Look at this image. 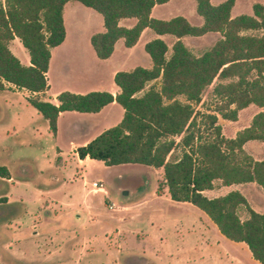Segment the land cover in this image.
Wrapping results in <instances>:
<instances>
[{
  "label": "trees",
  "instance_id": "16d2710c",
  "mask_svg": "<svg viewBox=\"0 0 264 264\" xmlns=\"http://www.w3.org/2000/svg\"><path fill=\"white\" fill-rule=\"evenodd\" d=\"M66 1L0 0V90L8 83L34 93L26 96L27 102L46 119L52 133L59 111H96L115 100L123 108L119 121L77 145V155L99 159L105 165L133 162L161 166L163 180L158 181L157 192L166 187L171 199L196 205L221 234L244 242L251 256L264 264V213L250 208L236 189L213 197L201 192L211 188L215 180L220 184L253 180L264 190V157L253 159L242 147L247 139H260L264 145V109L230 137L221 133L217 123V114L235 119L237 110L248 103L264 104L263 5L254 2L252 14L231 16L233 0L217 4L195 0L202 22L192 24L182 15L168 19L150 16L151 7L166 0H78L102 16L104 30L89 38L99 58L110 55L118 38L125 46L134 44L144 27L176 39L168 56L163 39L147 40L144 50L151 65L116 70L113 81L119 91L114 95L106 90L79 93L64 89L57 92L54 103L40 95L47 88L50 47L64 36L62 7ZM125 17L134 18V23L118 24ZM207 31H218L220 36L198 54L180 39ZM14 36L26 48L29 63H21L9 49ZM158 77L157 84L151 83L136 94L146 81ZM210 83L216 101L203 111L194 103L200 101L202 90ZM178 147L180 154H173ZM0 176L9 177L3 164ZM2 205L8 207L10 215L17 208L5 202ZM239 206L246 210L245 218L239 217Z\"/></svg>",
  "mask_w": 264,
  "mask_h": 264
},
{
  "label": "rangeland",
  "instance_id": "374dc122",
  "mask_svg": "<svg viewBox=\"0 0 264 264\" xmlns=\"http://www.w3.org/2000/svg\"><path fill=\"white\" fill-rule=\"evenodd\" d=\"M183 1L158 4L152 13L164 18L181 14L193 20L197 16L195 0ZM218 1L211 0L212 3ZM255 1L264 6V0H234L230 14L251 13ZM94 14L97 29L102 30V17L98 12ZM131 20L126 18L124 23ZM147 30L131 53L126 52L121 39L117 40L111 56L105 61L106 83L111 80L108 71L113 67L124 70L134 65H151L143 48L144 40L152 33L151 29ZM244 32L259 33L258 30ZM219 36L217 31L196 39L185 36L184 44L198 54ZM171 41L169 38L170 48ZM8 47L21 63L27 62L28 52L18 38ZM91 65L84 49L70 62L64 63L61 55H54L47 72L48 92L71 85L83 77ZM158 80L152 83L157 84ZM212 84L202 90L200 101L194 103L198 109L206 111L216 101L211 92ZM6 85V89L0 90V164L7 168L11 178L0 177V196L5 193V199L11 201L0 202V264H138L143 261L146 264H228L210 248L214 238L221 235L209 217L188 201L171 199L166 187L157 192L158 181L163 178L162 169L157 171L142 163L105 165L102 161H93L87 166L86 178L88 181L101 179L108 196L90 190L83 197L88 184L84 186L75 172L76 164L68 143L69 139L79 141L81 138L71 126L83 115L64 112L53 135L46 120L27 102L26 96L34 93ZM45 95L41 93L40 96L45 99ZM115 115L103 124L94 123V127L97 124L96 128L101 129L102 125L116 121L119 118ZM240 119L234 126L245 125L247 111L241 113ZM218 120L228 126L227 119L218 116ZM94 127L91 129H96ZM57 148L65 160L63 165L54 162ZM180 151L178 147L173 154H180ZM253 151L257 156L263 153V144L255 140ZM56 163L61 164L62 160L58 157ZM213 191L208 195L220 193ZM249 197L258 206L260 200L255 192ZM85 198L93 205L90 218L86 214ZM110 201L113 204L109 207ZM4 202L17 207L12 215L8 207L2 205ZM80 210L84 213L83 219L76 216ZM237 213L243 215L245 210L240 208ZM241 253L245 255L244 249Z\"/></svg>",
  "mask_w": 264,
  "mask_h": 264
},
{
  "label": "crops",
  "instance_id": "0c3cea01",
  "mask_svg": "<svg viewBox=\"0 0 264 264\" xmlns=\"http://www.w3.org/2000/svg\"><path fill=\"white\" fill-rule=\"evenodd\" d=\"M167 1H169V0H166L164 2H167ZM178 1L180 3L184 2L183 0H178ZM209 1H210V3H212L211 0H209ZM221 1H223V0H220L217 3L221 2ZM164 2H161V3H164ZM255 2H258V1H255ZM161 3H155L151 7L150 16L156 17V18H162V19L170 18V17L164 18L163 15H161V16L153 15L152 11L155 9L156 5L161 4ZM217 3H212V4H217ZM233 4H234V0H233L232 5ZM251 8H252V5H251ZM194 10H195V5H194ZM94 13H97V11L94 10L93 8L89 7V6L82 4L78 0H68L64 3V5L62 7V21H63V26H64V36H63V39L58 44L50 47V57L48 60L47 70L45 72L47 88L43 92L44 94H46L45 99L56 103V97L55 96H56L57 92H59L60 90H64V89L72 91V92H79V93H85V92L90 91V90H106V91L111 92L112 95H114L116 92L119 91V87L113 81V74L116 70H123V69L116 66V67H113L110 71H108V77L111 78V80L108 83H106L107 78L105 77L106 75L104 76V67L106 65L105 61H107V59H109V57L111 56L113 49L117 43V40L121 39V38H118L114 42L113 49H112V52L110 53V55H108L105 58L97 57L94 49L92 48V46L90 44L89 38H90V35L92 33L103 31L104 26H103L102 30L97 29L98 28L97 16ZM194 13H196L197 16H194L193 20H190V19L188 20V18H186L184 15H182V16H184L192 24H200L202 22V17L199 14H197L196 10ZM247 14H252V12L247 13ZM176 15H181V14H176ZM231 16H234V15H231ZM126 18H130V17H125V18L119 19L118 24L123 25V26H131L135 21V19L132 18L130 23H124ZM91 24H95V27H91ZM85 29H87L86 32H85ZM147 29H150V28L144 27L141 30L136 42L134 44H132L131 46H125L123 44L125 46L127 53H131L133 51V49L136 47L140 37L144 34L145 31H148ZM209 32L210 31H207V32L200 34V35H182L180 37V39L183 41V43H185L184 42L185 36H189V37L196 39L197 37H205ZM217 33H219V32L217 31ZM164 35H169V37L166 36L167 37L166 38ZM154 37H160L161 39H163L166 42L168 49L170 48V46H169L170 44L168 43L169 38L172 39L171 43L176 39V37L171 35V34H167V33L158 34L152 30V33L147 35L146 39L144 40L143 48H144V43L147 40L154 38ZM14 38H17V37L14 36L12 39H10L9 43L11 41H13ZM9 43H8V45H9ZM82 49H84L85 52L87 53V55L89 56V58L91 60V64H92L91 67H88L86 69L83 77L77 78L74 83H71V85H62L59 88L54 89L49 93L48 90L50 87V82H49V79L47 77V72H48V67H49L50 62L52 61L53 56L54 55H61L62 62H64V63L70 62L71 60H76L78 58V56L80 55V52H82ZM145 53H147V52L145 51ZM166 53H167V51H166ZM169 53L167 54V56L169 55ZM27 63H29V57H28V60L25 64H27ZM134 66H136V65H134ZM141 66H143V65H141ZM131 68L132 67H130L129 69H131ZM124 70H128V69H124ZM153 80L146 81L143 88L141 90H139L138 92H136V94L142 93L152 83ZM158 82H159V80H158ZM18 88H20V87H18ZM116 105H120V104H118L115 100H112V101L104 104L102 107H100L96 111L62 110V111H59L57 114L56 129H55L56 132L58 129L59 119L64 112L81 113L83 115V116L79 117L78 120H75L73 122V126H71L74 131H76L78 134H81V138L79 139V141H75L73 139L68 140L69 152L71 153V156L74 158L75 164H76L75 165V172H76L77 176L81 179L82 184L84 186L88 184L85 191H84L83 197H85L88 194L87 191H90V190L95 191V190L91 189V186H89L90 182L92 180H95V179L88 181L86 178L87 166H89V164L93 161H99L100 162L101 160L90 158L87 155L80 158L77 155L75 148L77 145L84 144L86 141L91 139L93 136H95L101 130H103L106 127L111 126V125H113L119 121V119L121 118L122 113H123V108L122 107L117 108L118 106H116ZM249 105H252L253 108L252 109L246 108ZM262 109H264V104L262 106H258L254 103H248L246 106L239 108L237 110V114H236L235 119L224 118V119H227V122H225L226 125H228L227 127H225V124H223L222 122H220L218 120V116H220V115L217 114V123H219L221 125V133L227 137L233 136L238 129H241L242 127L249 124L251 117L254 113H256L257 111L262 110ZM243 111H247V113H248V119L245 122V125H243L241 127L234 126V122L239 121L241 113ZM112 114H116L115 115L116 118H119V119H116V121H110V124H108V125H102L101 129L96 128L97 124H95V127H94V125H93L94 123L102 122V124H103V122H106V120H108V118H110L112 116ZM242 124H244L243 121H242ZM93 127L96 129H91ZM52 134L54 135L55 132ZM255 140H258L259 143L263 144V141L260 139H247L246 141L243 142L242 147L248 154H250L252 156L253 159H262L264 157V152L263 153L260 152V155H258V156L255 155V153H253L254 152L253 146L255 145ZM263 147H264V145H263ZM55 154H56V157L54 160L55 164L63 165L65 160L61 158L59 148H57ZM58 157L62 160L61 164L56 163V159ZM125 163H130V162H125ZM118 164H124V163H118ZM154 168H156L157 171H161V169H162L161 166L160 167H154ZM0 177H3V176H0ZM10 178H11L10 174H9V177H5V179H10ZM96 180H98V179H96ZM99 180H101V179H99ZM162 180H163V178H162ZM213 189H215L216 191H219L220 192L219 195L224 194V193L228 192L229 190L236 189L245 197L250 208H252L255 211L264 213V190L262 189V187L258 183H256L253 180L243 181V182H233L230 184H220L218 182V180H215L214 185L211 188L202 189L201 192L208 197L217 196V193L208 195V192L213 191ZM213 192H215V191H213ZM253 192H255L256 196L260 200V203L258 204V206H255L250 200L249 194H252ZM1 195L7 196L5 193H3ZM107 196H108V192H107ZM5 200H6V202L11 201L8 198ZM84 203H85L86 208H87V210H86L87 217L90 218L89 213H90L93 205L91 204V202L86 200V198L84 200ZM240 208L244 209L243 206H240V207H238L237 211ZM76 216H77V218L79 217L80 219H83L84 218L83 211L80 210V213L77 212ZM246 216H247L246 210H245V214L239 215L240 218H245ZM220 235L221 236H216L214 238V240L212 241L213 244L210 245V248L215 252V254L217 255L218 258L226 261L228 264H257V263H259L255 258H253L251 256L250 251L248 250V248L244 242L230 240L221 233H220ZM217 237H219V238H217ZM239 245H242L243 248H240ZM242 249H244L245 255H242V253H241Z\"/></svg>",
  "mask_w": 264,
  "mask_h": 264
},
{
  "label": "built area",
  "instance_id": "2783aa9c",
  "mask_svg": "<svg viewBox=\"0 0 264 264\" xmlns=\"http://www.w3.org/2000/svg\"><path fill=\"white\" fill-rule=\"evenodd\" d=\"M90 186H91V189L92 190H95V191H99L101 192L103 195L107 196V191L106 189L103 187L102 185V181L101 180H92L90 182ZM113 202H108L107 205L110 207L112 206Z\"/></svg>",
  "mask_w": 264,
  "mask_h": 264
},
{
  "label": "flooded vegetation",
  "instance_id": "af4514ba",
  "mask_svg": "<svg viewBox=\"0 0 264 264\" xmlns=\"http://www.w3.org/2000/svg\"><path fill=\"white\" fill-rule=\"evenodd\" d=\"M138 264H146V263L143 261V262H141V263H138Z\"/></svg>",
  "mask_w": 264,
  "mask_h": 264
}]
</instances>
